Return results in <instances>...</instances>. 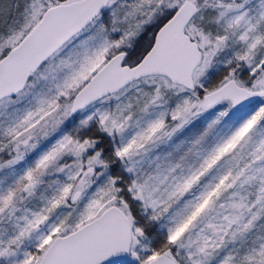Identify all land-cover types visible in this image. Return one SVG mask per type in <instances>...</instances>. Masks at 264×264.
I'll use <instances>...</instances> for the list:
<instances>
[{
	"label": "snow or ice",
	"instance_id": "snow-or-ice-1",
	"mask_svg": "<svg viewBox=\"0 0 264 264\" xmlns=\"http://www.w3.org/2000/svg\"><path fill=\"white\" fill-rule=\"evenodd\" d=\"M0 264H264V0H0Z\"/></svg>",
	"mask_w": 264,
	"mask_h": 264
}]
</instances>
